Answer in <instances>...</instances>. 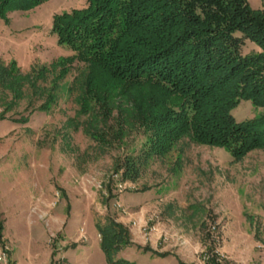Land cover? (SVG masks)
I'll return each mask as SVG.
<instances>
[{"label": "rangeland", "instance_id": "374dc122", "mask_svg": "<svg viewBox=\"0 0 264 264\" xmlns=\"http://www.w3.org/2000/svg\"><path fill=\"white\" fill-rule=\"evenodd\" d=\"M86 3L45 0L0 17V61H15L22 73L48 65L37 81L44 96L33 95L26 84L23 98L9 107L8 93L0 95V264H110L96 226L109 219H126L138 230L125 226L129 234L114 241L129 242L111 249L113 259L264 264L263 149L234 161L223 147L184 137L167 156L150 159L137 177L127 178L120 175L122 161L139 154L144 137L129 131L115 139L113 118L104 127L110 143L84 130L86 117L77 114L76 100L83 65L74 62L58 83L59 70L49 65L72 54L58 42L53 16ZM247 3L264 9V0ZM258 51L248 40L241 48ZM52 89L54 100L39 109ZM231 113L240 122L264 114V108L241 100ZM25 116L26 122L14 120ZM118 182L126 183L120 192ZM155 226L156 248L166 252L152 250Z\"/></svg>", "mask_w": 264, "mask_h": 264}, {"label": "trees", "instance_id": "16d2710c", "mask_svg": "<svg viewBox=\"0 0 264 264\" xmlns=\"http://www.w3.org/2000/svg\"><path fill=\"white\" fill-rule=\"evenodd\" d=\"M44 1L0 0V17ZM52 30L72 51L49 65L59 70L57 83L74 62L85 70L76 99L84 130L110 143L104 127L113 118L115 139L129 131L144 137L139 154L122 161L120 175L137 177L184 137L223 147L234 161L264 150V114L239 122L231 113L241 100L264 108V9H251L247 0H87L55 14ZM246 40L259 51L242 53ZM47 66L22 73L15 61H0V95L8 93L9 107L23 98L26 84L33 95H45L37 81ZM54 91L39 109L48 108ZM96 226L109 263L132 264L109 254L129 242L114 241L129 234L127 227L111 219ZM1 232L0 225V238Z\"/></svg>", "mask_w": 264, "mask_h": 264}, {"label": "crops", "instance_id": "0c3cea01", "mask_svg": "<svg viewBox=\"0 0 264 264\" xmlns=\"http://www.w3.org/2000/svg\"><path fill=\"white\" fill-rule=\"evenodd\" d=\"M119 222H121L124 226H128L129 227V231L130 232H134L135 234H137V232H138V230L137 229H135V228H133L131 225H129L128 224V222L129 221H126V219H125V221H119ZM63 230H64V228H63ZM154 233L152 234L153 236H152V250H154V251H157V252H166V251H168V250H158L157 248H156V243H157V239H158V232H159V229H158V227H154ZM157 231V232H156ZM176 255L178 256V254L176 253ZM179 257V256H178ZM180 258V257H179ZM182 260V259H181ZM195 260V259H194ZM183 261V260H182ZM183 263L184 264H201L198 260H196V261H193V260H191L190 262L189 261H183Z\"/></svg>", "mask_w": 264, "mask_h": 264}, {"label": "built area", "instance_id": "2783aa9c", "mask_svg": "<svg viewBox=\"0 0 264 264\" xmlns=\"http://www.w3.org/2000/svg\"><path fill=\"white\" fill-rule=\"evenodd\" d=\"M115 176H118V174H116ZM118 187V191H122L125 187H126V183L124 182H118L117 184ZM5 261V252L0 251V262ZM222 264V263H221ZM225 264V263H223Z\"/></svg>", "mask_w": 264, "mask_h": 264}]
</instances>
